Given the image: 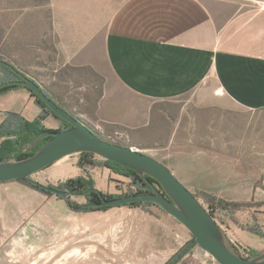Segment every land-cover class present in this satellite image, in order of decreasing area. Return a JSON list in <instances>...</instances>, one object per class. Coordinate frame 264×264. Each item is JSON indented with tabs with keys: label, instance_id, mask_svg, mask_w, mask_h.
I'll return each mask as SVG.
<instances>
[{
	"label": "rangeland",
	"instance_id": "1",
	"mask_svg": "<svg viewBox=\"0 0 264 264\" xmlns=\"http://www.w3.org/2000/svg\"><path fill=\"white\" fill-rule=\"evenodd\" d=\"M54 6L53 0H0V62L40 84L47 94L60 96V104L72 113L90 114L86 118L104 141L163 163L211 212L228 243L242 253L264 254V112L240 111L204 89L166 101L133 97L108 75L100 53L94 65L101 73L75 70L73 86L59 84L61 77L69 79L72 74L57 45L59 29L77 28L74 23L79 21L63 20ZM90 95L94 103L85 101ZM30 100L25 91L0 96V123L10 114L34 121L39 110ZM42 123L47 130H55L48 129L51 123L57 127L51 119ZM78 161V154L68 156L30 180L58 187L69 179L89 177L94 189L108 197L132 190L131 181L117 172L104 167L80 169ZM56 165L73 168L64 174L71 177L48 179V170ZM100 170L108 171L109 178L101 181L96 175ZM40 197V203H64L56 196ZM71 200L85 204L82 197ZM191 237L155 207L72 213L68 218L56 215L54 222L38 218L32 224L23 221L19 227L0 228V264H166ZM5 252L11 256L3 259ZM177 264L217 263L193 246Z\"/></svg>",
	"mask_w": 264,
	"mask_h": 264
},
{
	"label": "crops",
	"instance_id": "2",
	"mask_svg": "<svg viewBox=\"0 0 264 264\" xmlns=\"http://www.w3.org/2000/svg\"><path fill=\"white\" fill-rule=\"evenodd\" d=\"M249 1L256 5L245 0H53L63 20L79 21L77 28L59 29L57 45L72 73L59 84L73 86L75 70L101 73L94 65L100 53L108 75L133 97L166 101L204 89L240 111L264 112V0ZM60 90L63 95L66 89ZM48 95L60 104V96ZM91 97L85 101L94 103ZM65 111L91 123L90 114ZM48 129L57 127L51 123ZM71 169L56 165L46 176L65 180ZM96 175L101 181L109 178L105 170ZM40 200L39 193L17 181L0 184V228L76 213L65 203Z\"/></svg>",
	"mask_w": 264,
	"mask_h": 264
},
{
	"label": "water",
	"instance_id": "3",
	"mask_svg": "<svg viewBox=\"0 0 264 264\" xmlns=\"http://www.w3.org/2000/svg\"><path fill=\"white\" fill-rule=\"evenodd\" d=\"M22 81L0 85V90L8 86H22L42 101L62 121L69 124L67 131H45L32 138L26 147L7 162L0 164V184L19 179H29L57 161L71 155L91 153L102 160L114 162L135 172L139 176L153 179L161 191L148 195H133L113 200L103 199L73 209L82 213L85 208H119L131 203H152L180 223L194 238L197 246L209 254L217 264H264V254L247 260L236 254L226 241V236L199 200L180 183L171 170L154 158L139 151L108 143L96 133V129L85 121L73 117L58 107L35 82L21 77ZM51 138L34 155L17 160L18 155L29 153L40 140ZM32 183L40 190L70 201L72 196L56 187Z\"/></svg>",
	"mask_w": 264,
	"mask_h": 264
},
{
	"label": "trees",
	"instance_id": "4",
	"mask_svg": "<svg viewBox=\"0 0 264 264\" xmlns=\"http://www.w3.org/2000/svg\"><path fill=\"white\" fill-rule=\"evenodd\" d=\"M0 85L5 84L8 82H19L21 79L19 77H25L21 72L17 69L12 67L7 63L0 62ZM27 92L29 93L30 97L33 99L35 105L37 106L39 113L34 121L29 122L28 120L24 119L21 116H17L14 114H10L8 119H5L0 123V164L9 161L12 159L17 152L26 147L27 143L34 138L35 136L45 132V131H67L71 129V126L64 121H62L58 116H56L51 110H49L46 105L40 101L37 97H35L29 90L22 86H8L0 90V96H4L10 93H17V92ZM44 94L52 100L58 107L61 109L65 108L61 106L59 103L55 102L53 98H51L44 90ZM70 113V112H69ZM71 114V113H70ZM72 115V114H71ZM73 116V115H72ZM74 117V116H73ZM51 119L57 124V129L55 130H47L43 127L44 121ZM51 138H44L38 142V144L29 152V153H22L18 155L17 160H24L36 153V151L41 148L46 142H48ZM108 143H112L110 141H106ZM79 161L77 163L78 168L80 169H93L95 167H104L108 168L112 171L117 172L119 175L127 178L131 181L130 188L132 190L128 195L123 196H115V197H108L97 190L94 189V183L89 177H77L75 179H69L56 187L60 191L66 192L68 195L72 197H82L85 200L86 204L91 203H100L103 199L113 200L122 197H128L133 195H148L152 194L154 191H161L158 184L151 178L146 176H139L135 172L124 168L114 162L100 160L97 161V156L91 153H80ZM163 164V163H161ZM164 165V164H163ZM23 186L43 194L48 197H52L53 195L44 192L37 188L31 180L29 179H19L17 180ZM134 189V190H133ZM196 198L197 195L191 192ZM59 200L64 201V203L70 208L74 209L79 207L76 203L72 200L65 201L64 199L57 197ZM198 199V198H197ZM124 207L127 208H139L143 211L147 210L149 207H155L160 211L164 212L160 207L152 203H131L127 204ZM120 208V207H119ZM111 208H85L82 213H91V212H105ZM165 213V212H164ZM210 216H212L211 212L208 211ZM213 218V216H212ZM230 248L238 255L243 257L244 259L251 260L259 256V254L252 252V251H243L240 252L237 247H235L232 243H228ZM198 247L194 238L191 237L189 243L179 250L166 264H177L183 255L187 253V251L191 247Z\"/></svg>",
	"mask_w": 264,
	"mask_h": 264
},
{
	"label": "flooded vegetation",
	"instance_id": "5",
	"mask_svg": "<svg viewBox=\"0 0 264 264\" xmlns=\"http://www.w3.org/2000/svg\"><path fill=\"white\" fill-rule=\"evenodd\" d=\"M26 77V76H25ZM20 79H21V81H22V78L21 77H19ZM27 78V77H26ZM27 79H29V78H27ZM32 81V80H31ZM34 82V81H33ZM39 86V85H38ZM42 89V88H41ZM43 90V89H42ZM84 205H86V203L85 204H83V205H81V206H84ZM80 207V206H79ZM124 207V206H123Z\"/></svg>",
	"mask_w": 264,
	"mask_h": 264
},
{
	"label": "built area",
	"instance_id": "6",
	"mask_svg": "<svg viewBox=\"0 0 264 264\" xmlns=\"http://www.w3.org/2000/svg\"><path fill=\"white\" fill-rule=\"evenodd\" d=\"M233 244V243H232ZM235 246V245H234ZM236 247V246H235Z\"/></svg>",
	"mask_w": 264,
	"mask_h": 264
}]
</instances>
